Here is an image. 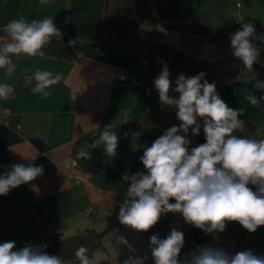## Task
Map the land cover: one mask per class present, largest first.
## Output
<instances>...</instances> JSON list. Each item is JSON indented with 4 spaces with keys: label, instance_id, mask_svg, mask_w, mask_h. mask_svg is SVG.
<instances>
[{
    "label": "crops",
    "instance_id": "obj_1",
    "mask_svg": "<svg viewBox=\"0 0 264 264\" xmlns=\"http://www.w3.org/2000/svg\"><path fill=\"white\" fill-rule=\"evenodd\" d=\"M182 1L181 22L191 23L195 17L205 16L211 29L219 32L218 39L166 29L163 25L153 26L150 22L136 29L132 36L113 33L103 27L105 0H52L49 3L0 0V41L7 35L4 27L13 19L24 18L31 22L50 17L59 30L69 31L79 42L96 44L101 51L79 53L73 60L21 54L12 57L16 70L10 77L0 69V83L9 84L40 70L60 75V81L69 88L65 91L53 86L47 89L51 93L47 98L27 91L7 100L0 99V110L7 119L6 123L0 120V165L5 166L0 167V174L14 163L44 169V174L36 180L12 189L7 196H0V243L15 241L20 249L27 244L43 246L51 235L68 237L89 228L108 230L104 246L94 252L92 261L93 264L118 261L123 244L117 242V237L126 235L115 213L126 198L129 186L123 180L133 166L129 143L136 124L147 114L140 120L137 110L146 99L147 111L151 101L164 110L177 112L174 106L161 104L154 87L153 82L162 70L153 76L148 60L138 64L128 53L142 59L145 55L142 42L150 40L195 60L223 62L225 69H232L237 58L232 53L230 37L240 29L241 23L252 22L257 34L264 35V0ZM254 43L260 52L264 51V42L255 40ZM169 72L172 81L169 95L178 98L179 94L172 91L175 81L179 74L186 77L189 74L180 70ZM255 73L257 79L264 82V69ZM213 82L229 107L244 110L239 119L260 127L264 139V100L253 106L245 99L249 93L258 98L264 96V90L256 89L254 82L235 78ZM143 86L151 88L150 95L144 93ZM120 110L132 112L131 121L119 127L120 137L125 140L122 146H126L128 152L116 153L111 158L96 157L93 146L99 144L104 149L98 134L105 125L115 123ZM88 134L93 141L89 137L82 139ZM82 150L91 154V159H83L85 167L77 162L64 166L66 159L75 160ZM251 187L255 190V186ZM110 207L112 214L107 216L105 210ZM166 217L187 228L182 214ZM232 233L240 241L238 252L251 250L264 256V226L250 233L234 222ZM187 235L191 253L193 241L188 232ZM227 236L214 240L215 247ZM185 253H188L187 247Z\"/></svg>",
    "mask_w": 264,
    "mask_h": 264
},
{
    "label": "clouds",
    "instance_id": "obj_2",
    "mask_svg": "<svg viewBox=\"0 0 264 264\" xmlns=\"http://www.w3.org/2000/svg\"><path fill=\"white\" fill-rule=\"evenodd\" d=\"M3 31L7 35L0 41V69H4L8 77L16 70L12 57L21 54L44 56L43 49L54 37L62 35L50 17L31 22L24 18L13 19ZM230 40L234 57L243 65L236 81L254 82L256 89L264 90V82L257 79L253 68L260 62V49L254 41L264 42V35L257 34L255 25L248 21L241 23ZM159 62L163 68L153 82L154 87L162 105L177 109L181 123L165 130L151 146H143L140 161L144 172L124 175L123 180L129 186L119 207V222L137 232H147L162 215L171 212L182 214L186 223L206 234L224 232L229 222H238L248 232H256L264 226V139L234 135L236 130L243 128L244 121L239 117L244 110L229 107L218 94L215 82L204 78V72L188 77L179 74L176 87L172 89L179 96L170 97V72L165 62ZM60 80V75L37 70L25 84L32 86L33 93L47 98L51 95L47 89L58 85ZM14 94L15 89L10 84L0 83V99L7 100ZM245 99L256 106L264 96L258 98L249 93ZM198 118L203 120L206 142L189 151L192 143L188 138L189 130L193 136L200 134ZM131 119L132 112H123L118 122L104 126L99 141L108 157H115L117 153L119 127ZM139 135L133 134V151L141 147L136 143ZM124 137H128L127 132ZM77 159H91V154L82 150L77 153ZM75 163V160L66 159L64 166ZM6 167L9 170L0 174V196H7L12 189L44 174L43 166L14 163ZM251 186H255V190ZM105 211L107 216L112 214L111 207ZM117 242L128 245L123 236H118ZM184 245V233L176 228L163 239L158 234L152 235L149 247L154 264H264V256L251 250L230 256L223 248L211 246L199 247L181 259ZM47 247V244H27L17 249L15 241H5L0 243V264H72L60 255L48 254L44 251ZM75 258L79 264H93L88 248L83 245L76 250ZM146 259L130 256L124 264H145Z\"/></svg>",
    "mask_w": 264,
    "mask_h": 264
},
{
    "label": "trees",
    "instance_id": "obj_3",
    "mask_svg": "<svg viewBox=\"0 0 264 264\" xmlns=\"http://www.w3.org/2000/svg\"><path fill=\"white\" fill-rule=\"evenodd\" d=\"M184 7L182 0H105L103 27L113 33L132 36L133 31L141 27L145 22H150L153 26L163 25L164 28L188 33L191 35L207 36L213 40L218 39L219 32H214L207 17L197 16L191 23L181 22L180 14ZM62 23V20H58ZM61 37H54L50 44L43 49L45 55L58 57L65 60H73L79 53L93 54L101 52L96 44H88L77 41L73 35L67 30H60ZM69 41H75L74 44H70ZM144 57L140 59L136 55L129 54L136 63L148 60L150 63L151 74L155 76L163 65L159 61H163L167 64L169 70H180L189 74V76L197 75L201 72L205 73V79L210 83L215 80H227L236 78L237 75L243 70V65L237 59L235 67L232 69H225L222 65L223 62L213 63L207 61H198L191 57H188L184 53L177 49L152 43L150 40H144ZM255 72H260L264 69V51L260 52V62L253 65ZM33 74L27 75L17 81L9 83L15 89V94L31 91L32 86L25 84V80L31 77ZM203 82V81H202ZM33 82V86H34ZM55 87L68 91L69 88L60 81ZM145 93V92H144ZM14 94V95H15ZM147 114L141 122L136 124L134 133H139V137L136 139V143L141 146L143 141H146L149 146L161 136L165 130L172 126H179L181 123L176 113L168 110H164L157 105H153L150 101ZM198 123L201 124L200 134L193 136L191 129L189 130L188 138L192 141L189 145V151L192 147L205 143V135L203 132V120L198 118ZM100 132L98 135H100ZM133 133V134H134ZM234 135L238 137H247L253 139H262L260 135V127L255 126L247 121H244L243 128L236 130ZM85 135L83 138H88ZM93 141L92 137H89ZM132 140L129 143V155L132 160V168L127 175H133L137 172H144V166L140 161L142 156L140 148L137 151L132 150ZM93 154L96 157L106 158L107 155L103 148L99 144L93 146ZM77 164L81 167H85L83 159H77ZM174 203V200L170 201ZM180 213H166L167 216L179 215ZM230 233L227 237H235L233 235L234 222L227 223ZM172 228L165 226L161 227L158 224L154 225L147 232H136L132 237H125L128 241V245L123 244V251L120 258L115 264H124V261L131 257L139 256V244L138 239L142 237H151L158 234L159 231H163L166 234H170ZM202 231V230H201ZM109 231H97L93 228L86 229L84 233L76 234L68 237H61L58 235H51L47 238L46 244L48 247L45 251L51 255H60L65 260L72 261V264H79V261L75 258V252L81 245L88 248V254L93 260L94 252L104 246V238ZM187 232L193 241L192 252L198 248V237L200 229L187 224ZM211 234H206L202 231V244L207 246ZM130 246V247H129Z\"/></svg>",
    "mask_w": 264,
    "mask_h": 264
},
{
    "label": "rangeland",
    "instance_id": "obj_4",
    "mask_svg": "<svg viewBox=\"0 0 264 264\" xmlns=\"http://www.w3.org/2000/svg\"><path fill=\"white\" fill-rule=\"evenodd\" d=\"M146 24H149V22H145ZM144 30V29H143ZM142 32V31H140ZM133 33H135V31H133ZM123 108H125V106H122ZM119 113L116 114V118H115V122H118L119 118H120V113H123L121 110L118 111ZM147 112V108H146V99H144V101H142V104L140 105L139 109L137 110V118H139L140 120L143 119L144 115L146 114ZM118 135L120 136L121 135V128L118 129ZM122 140V141H120ZM120 140H119V146H118V149H117V153H126L128 152L126 150V146H122L123 142V138L120 137ZM143 146H149V144L146 142V141H143L141 143V147H140V150H141V153L143 155V150H144V147ZM159 226L161 227H165V226H168L170 228H176L177 230L179 231H182L184 233V236H185V245H184V248L181 250V259H183L185 256H187L188 254H190V244H189V237L187 235V228L184 227L183 225H180V224H176L174 223V221H171V220H168V218L166 217V215H162L159 222L157 223ZM120 228H121V224L118 225V230L120 231ZM122 231L123 233L126 235V237H132L135 235V233L137 231L135 230H132L126 226L123 225L122 227ZM230 233V230L228 228V225L226 224V230L222 233H211V238L209 239L208 241V246H211V247H215L216 246V240L220 237V236H227L228 234ZM158 235L161 239L163 238H166L168 234L164 233L163 231H159L158 232ZM112 238V242L115 243V241H113V237L111 236ZM215 240V241H214ZM110 242V241H109ZM138 244H139V257H146L147 259L145 260V264H154V261H153V258H152V255H151V249L149 247L150 245V237H142V238H139L138 239ZM187 247L188 249V253H185V248Z\"/></svg>",
    "mask_w": 264,
    "mask_h": 264
},
{
    "label": "built area",
    "instance_id": "obj_5",
    "mask_svg": "<svg viewBox=\"0 0 264 264\" xmlns=\"http://www.w3.org/2000/svg\"><path fill=\"white\" fill-rule=\"evenodd\" d=\"M40 3H49L52 0H38ZM144 92L147 95H150L152 90L148 86H143ZM0 120L3 123L7 122L5 114H3L2 110H0ZM240 247V241L236 237H226L222 243L220 244L219 248H223L227 254L234 255L238 252Z\"/></svg>",
    "mask_w": 264,
    "mask_h": 264
},
{
    "label": "water",
    "instance_id": "obj_6",
    "mask_svg": "<svg viewBox=\"0 0 264 264\" xmlns=\"http://www.w3.org/2000/svg\"><path fill=\"white\" fill-rule=\"evenodd\" d=\"M118 214H119V209H118V211L115 213V218H116V220H119L118 219ZM202 231L200 230V232H199V237H198V248L199 247H204V245L202 244Z\"/></svg>",
    "mask_w": 264,
    "mask_h": 264
}]
</instances>
